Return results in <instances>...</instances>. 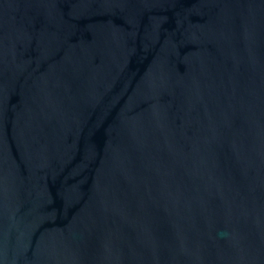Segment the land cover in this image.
<instances>
[{
    "label": "water",
    "instance_id": "water-1",
    "mask_svg": "<svg viewBox=\"0 0 264 264\" xmlns=\"http://www.w3.org/2000/svg\"><path fill=\"white\" fill-rule=\"evenodd\" d=\"M0 264H264V0H0Z\"/></svg>",
    "mask_w": 264,
    "mask_h": 264
}]
</instances>
